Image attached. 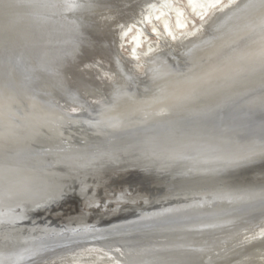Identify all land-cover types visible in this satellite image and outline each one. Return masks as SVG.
I'll return each instance as SVG.
<instances>
[{
	"label": "bare ground",
	"instance_id": "bare-ground-1",
	"mask_svg": "<svg viewBox=\"0 0 264 264\" xmlns=\"http://www.w3.org/2000/svg\"><path fill=\"white\" fill-rule=\"evenodd\" d=\"M167 1L0 0V264H264V189L125 175L264 162V0Z\"/></svg>",
	"mask_w": 264,
	"mask_h": 264
},
{
	"label": "water",
	"instance_id": "water-1",
	"mask_svg": "<svg viewBox=\"0 0 264 264\" xmlns=\"http://www.w3.org/2000/svg\"><path fill=\"white\" fill-rule=\"evenodd\" d=\"M36 33V32H35ZM39 34V33H38ZM43 37V31L41 33ZM37 38V36H34ZM38 40L41 38L38 36ZM102 51L90 50L83 45L81 62L79 66L83 71L80 73L85 74L83 64L95 57ZM79 70V69H78ZM68 76V82H70V76L81 77L79 72L73 69H66L63 71ZM84 72V73H83ZM84 76V75H83ZM72 85V84H71ZM230 116L228 117V119ZM255 122V121H252ZM252 132V131H251ZM210 171L207 173H180V171H156L151 168H136L130 169L125 173L126 176L135 178L136 185L143 188V192L154 189L155 197H151V203L153 205L147 206V210H154L155 206L164 205L168 202H189L205 198L216 197L217 194H225L231 192H248L264 189V162L254 164L253 166H247L244 169L235 168L232 170L221 171L220 173H213ZM160 191V192H158ZM71 193V192H70ZM172 194L167 196V194ZM168 194V195H169ZM179 195L178 197H176ZM167 196V198H162ZM189 196L187 199L183 198ZM181 197V198H179ZM176 198V199H175ZM160 201V202H159ZM161 207V206H160ZM159 208V207H157ZM116 219V218H114Z\"/></svg>",
	"mask_w": 264,
	"mask_h": 264
},
{
	"label": "rangeland",
	"instance_id": "rangeland-1",
	"mask_svg": "<svg viewBox=\"0 0 264 264\" xmlns=\"http://www.w3.org/2000/svg\"><path fill=\"white\" fill-rule=\"evenodd\" d=\"M171 0H168L167 2H170ZM175 1V4L179 7L180 6V8H182L183 9V12H184V14H185V16H186V19H188L189 20V22L191 23V30H192V32L194 31V32H196V30L198 29V27H200V26H203V24H204V22H203V20H199L198 18H196V16H195V14L197 13V10L195 11V9H193L192 8V6H191V4H190V1L189 0H174ZM181 4V5H180ZM190 6H191V8H190ZM185 8V9H184ZM189 8V9H188ZM188 10H190V11H188ZM148 11V10H147ZM188 12V13H187ZM142 16V14H140V17ZM143 17V16H142ZM141 17V18H142ZM190 18V19H189ZM139 20L140 19H138V21L137 22H139ZM174 22H175V24H177L178 25V21H177V18H175L174 19ZM156 23H158V25H160L159 24V22H156ZM196 23V24H195ZM149 25V24H148ZM199 25V26H198ZM150 26V25H149ZM194 28V29H193ZM150 29L152 30V28H151V26H150ZM153 31V30H152ZM138 31H136V33H137ZM136 35L135 34H131V36H126L125 38H124V42L125 41H127L126 43L128 44V48H125V50H124V53H125V55L127 56V57H131V55H130V53H129V50L131 49V45H132V43L135 41V39H134V37H135ZM132 37V38H131ZM128 39H129V41H128ZM126 44V45H127ZM124 45V44H123ZM125 58V57H124ZM132 66H134V65H132ZM135 67V66H134ZM140 71H141V74L143 73L144 74V68H143V66H141L140 67ZM72 259H73V257H72ZM74 264H81V263H79V262H74Z\"/></svg>",
	"mask_w": 264,
	"mask_h": 264
}]
</instances>
